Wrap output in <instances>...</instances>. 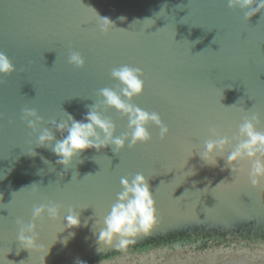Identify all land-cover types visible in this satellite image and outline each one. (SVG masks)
Wrapping results in <instances>:
<instances>
[{
    "label": "water",
    "instance_id": "1",
    "mask_svg": "<svg viewBox=\"0 0 264 264\" xmlns=\"http://www.w3.org/2000/svg\"><path fill=\"white\" fill-rule=\"evenodd\" d=\"M96 12L114 22L108 34ZM72 51L84 68L68 63ZM0 52L16 67L0 76V264H264V188L251 185L250 162L232 172L223 158L209 166L197 153L213 128L235 137L246 112L264 131V12L248 21L227 0H0ZM123 65L142 70L145 91L132 102L157 112L168 137L151 125V143L119 155L89 150L66 171L35 146L23 109L36 110L42 127L67 114L83 120L100 89L120 90L111 72ZM101 114L117 135L129 131L117 110ZM137 173L154 194L155 227L124 248L98 245L94 231L121 178ZM42 201L76 208L82 226L38 222L43 247L30 253L16 220L29 222Z\"/></svg>",
    "mask_w": 264,
    "mask_h": 264
},
{
    "label": "clouds",
    "instance_id": "2",
    "mask_svg": "<svg viewBox=\"0 0 264 264\" xmlns=\"http://www.w3.org/2000/svg\"><path fill=\"white\" fill-rule=\"evenodd\" d=\"M227 5L233 10L239 9L243 12L244 18L248 21L264 12V0H227ZM96 14L99 17L100 31L108 34L114 28V22L97 12ZM120 19L125 18L120 17ZM147 20L150 19L145 21ZM68 63L82 69L86 62L80 52L72 51L68 56ZM15 72L16 67L9 56L0 52V76H11ZM111 76L120 83V90L116 91L108 87L100 89L98 95L101 99L89 106L83 120H77L71 114H67V120H52L50 122L52 128L42 127L43 118L36 110L23 109L22 119L36 133L35 146L51 151L57 157L56 163L63 166L66 171L73 168L80 157L89 150L99 153L102 149L111 147L113 152L119 155L126 149L151 143L153 139L149 131L151 125L158 127L161 140H165L169 135V128L157 112L146 111L132 102L145 91L142 70L123 65L113 68ZM103 107L115 109L126 116L129 131L117 135L113 121L101 114ZM246 113L248 114L239 125L235 137L229 138L213 128L210 130L213 138L207 139L203 150L197 153L204 164L209 166H216L218 158H223L232 172L241 161L250 162L248 177L251 185L258 189L264 188V131L258 128L261 118L256 113ZM56 132L61 134L60 139H57ZM30 155L35 157L37 153L32 151ZM45 162L48 163L47 160ZM120 183L122 190L117 193L115 202L103 217L99 231H94L98 245L127 247L134 243L135 238L140 234L149 233L157 223L156 204L148 177L137 173L130 179L122 177ZM0 201L3 202L2 194ZM45 219L52 222L62 219L66 221V224H63L69 230L82 226L76 208L68 207L62 211V205L53 201H42L32 207L29 222L16 220L18 226L16 240L19 241L22 249L31 253L43 247L39 243L38 222ZM70 234L72 237L75 236L74 231ZM63 243L67 245L68 240ZM49 252L50 249L48 254ZM78 264L84 262L78 261Z\"/></svg>",
    "mask_w": 264,
    "mask_h": 264
}]
</instances>
